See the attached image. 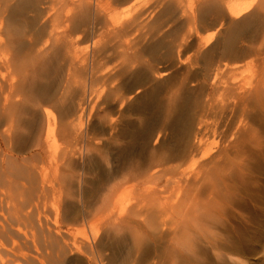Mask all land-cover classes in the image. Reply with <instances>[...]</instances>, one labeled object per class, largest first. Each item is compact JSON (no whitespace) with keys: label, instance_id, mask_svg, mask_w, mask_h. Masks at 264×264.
Wrapping results in <instances>:
<instances>
[{"label":"rangeland","instance_id":"1","mask_svg":"<svg viewBox=\"0 0 264 264\" xmlns=\"http://www.w3.org/2000/svg\"><path fill=\"white\" fill-rule=\"evenodd\" d=\"M257 1L231 0L232 3L243 4V6L251 2L256 4ZM173 2L171 0H131L128 3L111 1L109 10H114L116 14L131 9L136 3H141L140 6L145 4L146 6L154 5V8L149 11L151 14L148 12L144 17V26L140 30L137 29L136 33L132 34L133 36L126 38V40L132 41L137 48L136 52L140 62L133 68L125 69L124 65L128 63H124L123 58L120 60L118 59L120 57L117 58L114 54L113 44L116 41H107V34H104V37L103 33L98 32V29L103 26L108 27L104 18L102 20L103 16L101 14L96 20H92L91 30L87 26L82 27V29H87V34L93 33L91 36L85 37V33L82 31L75 33L76 36H79L77 41L79 42L78 48L80 50L85 51L87 55L89 54L90 58L94 57L92 59L102 60L100 64L107 65L110 61L109 65H107L108 69L111 67L107 71L111 72L109 77L93 85L88 81L85 87L80 86V84L73 86V112L76 114L79 109H77V106L83 101L84 103L86 102L85 105L83 103L85 110L82 114V127L78 131H81L80 133L90 139L92 147L97 146L98 152L97 150H95V153L93 151L95 155L90 152L89 155L93 154L94 156L91 155V160H86V164L79 163L83 167L78 169L79 172H76L72 178L62 180L60 178L61 170L64 171L65 168L60 167L56 173L57 176H60V179L58 178L60 185L56 184L54 196L52 194L46 195L47 197L44 198L45 202H42L45 206L41 204L42 207H40L41 205H35L39 202L38 200H36L38 202L34 200L35 203L33 201L30 202L32 205L30 204L31 207L28 206L26 212H28L27 215H30L31 219L34 218L33 221L35 222L32 221V223L29 220L30 224L29 221L20 220L19 222H24V224H19L24 229V232L32 233L34 231L36 233L37 231L35 230L39 220L37 217L40 218L42 225L46 223L50 228L53 227V223H56L57 220L58 229L65 235L75 234L76 239L70 235L71 238L76 241V245H80V247L82 245L83 247L84 242H86L84 239L85 232L90 234L94 230L84 225L85 223L83 222H81V224L83 223L81 225L77 221L78 216L83 207H86L85 211H89L87 206L90 210L94 208L97 198L101 195L99 193L102 189L105 190L106 187L111 188L108 191L109 193L114 190L120 192L118 196L121 201L123 200L121 204H124L125 207L128 206L127 208H129L133 204L134 206H139L140 203L138 209L142 210L141 212L139 211L137 218L133 216L135 221H141L140 223H133V225L137 226H135L137 229L134 227V230L136 229L139 232V236L145 239V242L142 241V244H138L140 247H135L136 250L133 249L134 247L131 243V233L125 232L128 240L115 239L108 241L104 231L108 225H104L105 222L103 221V226H100L103 227L100 230L101 233L98 234V239L101 241V249L116 264H123L122 261L127 257H130L128 264H264V124L262 125L260 122L253 120L260 111L254 98L249 102V108L244 113L246 121L253 128V136L251 142L244 145L247 136L238 134L240 131L234 127V122L239 115L236 116L237 108L241 106V103L238 102V98L236 101H232L235 98H230V96L235 95H233L235 92L232 90L238 88V84H236V87H232V83L240 82L239 86L245 85L246 89L252 83L262 79V77L264 78L262 76L264 75V44L260 47L261 51L258 55H252L234 66L233 68L236 69L231 74L226 71L225 73L222 69L218 74L217 71L215 73L211 72V63L217 62L213 58L217 55V58L220 56V53L216 55L220 47L218 48V46L214 45H217L224 38V30L228 27L227 18H225L223 24L219 23L215 27L212 17L201 19L198 15L201 0H192V3H189L191 2L190 0L178 1L180 4ZM188 3L190 5L193 4L194 10L196 9V19L191 22L189 20ZM41 6L43 7V5ZM182 6L186 8L182 9ZM61 11L64 12L65 10L60 9L59 12ZM29 15L33 16L34 13ZM100 21L101 23H99ZM100 24L101 26H98ZM38 25L37 29L42 23ZM89 31L91 32L89 33ZM93 39H95L94 42ZM242 44L246 45L247 43L243 42ZM98 46L100 48L103 46L102 50H99ZM211 46L214 47V51L210 52L213 58H210L211 56L207 58L206 56ZM85 53L83 55H86ZM100 56L102 58L105 57V59H100ZM133 58H136L135 54ZM208 60L209 62H207ZM120 64L123 65V70H121ZM113 65L117 67L114 70ZM154 69L163 75L157 73V71V75L155 73L152 74L151 72H154ZM213 69L216 68L213 67ZM112 70L113 72L116 71V73H113L115 74L114 76ZM126 70L127 72H125ZM123 73L122 77L121 74ZM221 74L224 76L222 77ZM232 75L234 76L232 77ZM110 77L114 81L117 79L118 81L114 82ZM235 79L236 81H234ZM110 81H112L111 84ZM242 81L243 83H241ZM116 84L118 85L116 87L120 88L119 90L115 88ZM218 85H220V89ZM228 88L230 92H227L229 91ZM113 89L117 90L116 93L120 102H117L118 97ZM119 92L120 94H118ZM262 96H264V92ZM120 99L123 100L121 101ZM227 103L232 104L227 107ZM53 107V105L48 106L54 112L53 114L56 115V120H58L59 112ZM43 116L42 111L37 114L38 128H41L42 131L46 127L45 117ZM234 117L235 120L233 119ZM57 123L59 126L60 119ZM55 136L56 140H58L56 142L58 144L62 143L61 147L67 144L66 137L62 134L56 133ZM73 140L74 138L71 141L73 142ZM27 143V148L31 153L36 150L29 145V142ZM237 144L239 145L237 147L238 150H236ZM68 145L72 146L70 142ZM240 145L243 146L241 147ZM234 146L235 148H233ZM99 148L101 151H99ZM216 155L219 160H217V169L212 170L210 169L211 166L206 165V168H204L203 162L205 159L207 161ZM75 158L78 157L76 156ZM75 160L80 162L79 159ZM241 163L244 165L243 169ZM74 164L76 163L74 162ZM240 168L242 170H238ZM121 171H123L122 175L124 173V179L120 175ZM128 171H134L133 174L137 171L136 174L139 172V176L135 177ZM51 173L54 174V170ZM181 173L183 176H181ZM111 175L112 177L114 175L117 176H114L116 181L111 179ZM201 175L204 177L203 180L199 184H194L193 178L197 179V176L201 177ZM118 177L120 178L116 179ZM13 178L7 182H12V185H15ZM180 178L181 180L184 179V183ZM60 180L63 181L62 184ZM110 180L115 182L112 183ZM115 183H120L118 184L120 186L113 185ZM176 183H179V186ZM223 183L226 185H223ZM77 184L80 185L78 189ZM25 185L30 187L28 183ZM180 186L181 188H179ZM177 187L179 188L178 190ZM151 189L157 192L154 194V198L149 194L152 192ZM177 191H180V193ZM78 192L81 194L80 196ZM117 192L111 193L112 195L114 194L116 199ZM183 193L184 203L182 204L184 206L181 204L177 207L178 209L184 207V247L175 245L174 248L169 249L167 245H170L171 242H168L167 234L169 229H173L174 225L180 226L178 223H181V216L178 214L173 218L167 216L165 219L169 221L168 225L162 226V228L160 227L154 232L149 228L146 222L148 218L145 217L151 216V219H154L155 216L152 214L159 213L155 203L158 205L161 200H167L161 197L171 198V196L175 195L178 198V195H183ZM150 197L153 198L152 201ZM175 197L172 198L173 201L176 199ZM53 198L56 200H53ZM157 198L161 200L158 201ZM12 199H9L11 203L7 199L8 202L6 204L10 206L7 207L5 204L6 209L3 207V211L0 212V223L3 225L6 223L5 226L8 224L12 225L15 228L12 229L15 231L18 228L15 227V222H18L15 216L17 212L20 213V210L16 206V201ZM83 202L91 206L88 204L85 206ZM141 204L148 207L145 208ZM12 206L13 208L10 209ZM35 206H39L41 209ZM54 206H56V209ZM144 209L145 212H143ZM146 211L149 213H146ZM128 214L132 215L124 212L125 217ZM140 216L143 218H140ZM46 225L44 224L43 226L47 227ZM33 226H36L34 230L32 229L34 228ZM201 229L204 230H202V233ZM151 232L155 233L156 244L154 246L151 243L147 244L145 238V235H150L149 233ZM151 236L153 237V234ZM28 238V240H31V236ZM23 241L19 240L16 243L19 244L16 245L19 247L15 246L17 248L15 249L12 242L2 240L0 249L9 250L10 252L11 248L12 250L14 249L11 255L17 254L19 256L21 253L19 260L16 255V257L11 256L9 259L13 257L11 260L16 261L14 262L15 264H25L22 254L25 251L24 253L27 252L28 255V248L31 249V246H23L26 240L22 243ZM18 249L23 251H18ZM75 254L80 256L78 253Z\"/></svg>","mask_w":264,"mask_h":264},{"label":"bare ground","instance_id":"2","mask_svg":"<svg viewBox=\"0 0 264 264\" xmlns=\"http://www.w3.org/2000/svg\"><path fill=\"white\" fill-rule=\"evenodd\" d=\"M100 1H101V5H100ZM111 1L112 0H0V149H1L0 151V212H2L3 209L6 207L4 206L6 202H8L9 199L11 200L12 198H13L12 200L16 201L17 204L16 206L20 210L19 211L20 213L17 212L15 216L16 217L15 219L18 220V222H15L16 223L15 227H18L15 231L13 230L15 228H13L12 225H9L7 223L8 225L5 226L6 223L5 225L0 223V243L2 240L6 242L10 241L13 243L15 247L16 245H19L16 244L19 240L22 241L24 240L22 243H24L26 240L23 246L29 245L28 247L31 246V249L28 248L29 250L28 255L27 252L24 253L25 251L22 254L23 255L22 257L24 259L23 262L25 264H116L115 262H113V259L111 257L108 258V256L104 253L103 249H101V241H99L98 239V234L101 233L100 230L101 228H103L100 227L103 226L102 223L103 221L105 222L104 225L106 224L108 225V227L107 228L105 227L106 229H104L108 241L109 240L113 241L115 239H123V241L128 240L127 236L125 235V232L128 231L129 233H131L130 236L132 239L131 243L134 247L133 249H135V247L137 248L140 247L138 244H142L143 242H145V239L144 238L142 239L139 236L138 234L139 232H137L136 230L137 226L135 224L133 225L134 222H139V223L141 222V221H135L133 217L136 216L137 218V215L139 216V213L142 211L138 209L140 203L139 206H134L133 204V206L131 205V207L129 208H127L128 206L125 207L124 204L123 205L121 204L123 203V200L121 201L118 196L120 192L118 190H117L118 192L115 191L114 190L115 188L112 189L114 190L112 192L118 193L117 199L116 197H114V194L113 195L111 194L112 192L111 193L108 192L111 190V188L105 187V190L102 189L103 191L101 190V192L99 193V195L100 194L101 195L97 198V202L95 200L96 203L94 204V208L90 210L88 209L87 206V210L89 211H85L86 207H83L80 215L78 216L77 221H79L80 224L81 222H83L85 223L84 225H87L89 226V228L94 230L91 231L90 234H88V232L86 233L84 230L85 232L84 239L86 242H84L85 244L83 247L82 245L81 247L80 245L79 246L76 245V241H73V239L70 236L72 234L65 235L64 233L61 232V230L58 229L57 220L56 223H53L54 224L53 227L50 228V226L48 225L49 226L48 227L46 223L44 224L47 227H44L43 226L44 224L43 225L41 224L40 218L37 217L39 219L37 223V229L35 230L37 232L34 233L33 230L35 229L36 226L35 227L33 226L34 227L32 228L33 230L31 229L33 232L32 233L29 232L32 235L31 234L29 235L28 231L24 232L23 231L24 229H22L19 224V223H21V225L24 224V222H19L20 220H26V221L31 220V222L33 221L34 218L31 219L30 215H27L28 212H26L28 206L31 207L32 205L30 202L32 201L34 202V200L35 201L38 200L39 202L38 201L36 202H38L39 204L36 203L35 205H41V204L44 205L43 203L45 202L44 198L47 197L46 195L52 194L54 196L56 192V184H59L60 178L63 180L75 176L76 172H79L78 169H81L83 167L79 163L84 164L85 161L89 160L91 158V155L95 153V150H97L98 152L97 146L92 147V144L89 141L90 139H88L87 136H85L84 134L80 133L81 131H78L82 127V121H83L82 114L84 113L85 110L84 105L86 102L84 103L83 101L80 103V105H78L79 107L77 106V109L78 108L79 109L76 114L75 112H73L72 110V97L74 94L73 86L75 85L77 86L78 84H80V86L82 85L85 87L88 81L90 84L93 85L94 83L96 82L98 83V81H102V79L109 77L111 72H107V71L110 70L111 67H109L110 69H108L107 65H109L108 63L110 61L107 63V65H104V64H100V61L102 60L99 61V59L97 58L92 59L94 57L90 58L91 56L89 57L88 56L89 54L87 55L85 51L80 50L78 48L79 42L77 41L78 39L77 37L79 36L78 35L76 36L75 33L82 31L85 33V37L89 35L91 36V34L93 33L87 34L88 33L86 32L87 29L84 28L85 29L84 30L82 29V27L87 26L89 30H91L92 20L94 19L96 20V18L101 14L103 16L102 20L104 18V21L108 27L103 26L102 28L98 29L99 30L98 32L103 33V35L107 34L106 36L109 39V40L107 39V41H112V42L116 41L113 44L114 54L116 55L117 58L120 57L118 58L120 60L121 58H123L124 63H128L127 65H124V68L125 69L133 68L136 66V64H138V62H140L136 52L137 50L136 45L133 44L132 41L126 40V38H129V36L131 37V35L132 34L134 35V32L137 31V29L140 30V28L144 26L143 25L145 24L144 17L148 14L151 8H154V5L146 6L145 4L140 6L142 2L136 3L134 6H132L131 9L116 14L114 10L112 9L109 10ZM122 1L128 3L131 0H114V2H122ZM171 1L182 2V0H176V1L171 0ZM190 1L191 2L189 3H192V0ZM232 2L231 0H201L200 8L199 9L197 8L198 15L201 17V19L202 18L206 19L209 17H212L214 19L213 22L215 27L219 23L223 24V22H225V18H227L228 27L225 28L224 30V38L220 40V42L217 45L216 44L214 45V46H218V48L220 47L218 49L219 52L215 51L216 55L220 53L219 58H217L218 55L217 56L215 55L216 56L215 58H213V56L210 55V52L214 49V47L212 46L209 48L207 53L208 55L206 56L207 58L211 56L210 58H213L217 61L211 63L212 66L211 72L213 71L215 73L217 71V74L219 71L222 70L224 72L226 71L227 73L231 74L232 72H234V69H236L233 68L234 66L240 64L241 62H243L252 55H256V54L258 55V53H260L261 51L260 47L263 46L262 44H264V0H258L256 4L253 3L254 2L253 1L251 3H247L248 5H244V6L243 4L240 5L238 3L235 4ZM41 5H43V7ZM183 8L186 7L182 6V9ZM60 9H63L65 11L64 12L61 11L62 12L61 13L59 12ZM188 10L190 12L189 15L190 17L189 16L188 17L191 22L192 20L196 19V14H195L196 9L194 10L193 4L192 5L189 4ZM30 13H34V15L30 16L29 15ZM41 23H42V25H40L41 28L39 27L37 29V25ZM99 23H101V21ZM98 26H101V24ZM90 32L91 31H89V33ZM96 35L98 34L96 33ZM94 41L95 39H93V42ZM202 41H204V39ZM243 42H246L247 44L246 45L242 44ZM98 44L100 43L98 42ZM103 44L105 43L103 42ZM98 47L100 48V46ZM257 47L259 48L257 49ZM102 48H100L99 50H102ZM84 53L86 55H83ZM134 54L136 58H133ZM100 57H99L100 59H105V57L104 58H102V56ZM115 59H114V63H115ZM207 62H209V60ZM114 65L112 66L113 70L116 67V66L114 67ZM122 67L123 65H121V70H123ZM213 67L216 69H213ZM113 70H112V74L114 72L116 73V71L113 72ZM153 71L154 72H151L152 74L155 73L157 75V73H160L158 72V70H156L157 71L156 73L155 69ZM125 72H127V70ZM118 73L119 72H117V74ZM214 73H213V77H214ZM114 75L115 74H113V76ZM122 75H124V73L121 74V76ZM233 76L234 75H232V77ZM110 79L113 80L111 77ZM115 79L117 78L115 77ZM116 81H118V79ZM234 81H236V79ZM263 81L264 78L262 77V79L256 81L255 83H252V85L248 86V88L246 89L244 87L245 85L239 86L240 82L232 83V87H236V84H238L237 85L238 88H234L235 90H232L235 92L233 93V95L234 94L235 95L230 96V98H235V100L232 101H236L238 98L239 100L238 102L241 103V106L237 108L238 111L236 116L238 114L239 115L237 116L236 120H235L236 116L233 118L235 120L234 127H236L238 131H240L238 132V134L240 135L243 134L244 136H247L244 145L249 144L253 136V128H251V125L248 124V121H246L244 113H246V110H248L249 108V102H251V100L254 98H255L254 101H256V106L260 108V111L258 112L259 114L253 120L257 121L258 123L260 122L262 125L264 124V105H263L264 96H262L264 92ZM111 83L112 81H110V84ZM241 83H243V81ZM116 86H118L117 84L115 85V88L119 90L120 88L118 89V87ZM218 86L220 89V85ZM117 90H114V92L116 93ZM227 92H230V89ZM118 94H120V92ZM117 97H118L117 102H120L118 95ZM113 99L115 98L113 97ZM120 100L122 101L123 99ZM225 101L227 100L225 99ZM230 104L227 103V107ZM50 105H53L56 109L54 107L53 108L57 110V112H59L58 114L60 119L59 126L57 123L59 119L56 120L55 117L56 115H54L53 114L54 112L48 108V106L50 107ZM41 111L43 112L44 114L43 117H45L44 120L46 121V127L45 130L43 131L41 130V128H38V124H37L38 121L37 114L40 113ZM56 133L62 134L64 137H66L65 140L67 144L66 145L64 144L65 145L64 147L63 146L61 147L62 143L58 144L56 142L58 141L56 140V136H55ZM71 137L72 139L74 138L73 142L71 141L72 140ZM27 142H29L30 143L29 145H31L33 148L36 149L32 153L27 148L28 145ZM69 142L72 144V146L68 145ZM238 146L239 145L237 144L236 150H238L237 148ZM233 148H235V146ZM99 151H101L100 148ZM90 152H92L93 154L89 155ZM76 156L78 158H75ZM75 159L77 160L79 159L80 162H77ZM217 160H218L217 155L209 158L207 160L208 162L205 159L206 164L204 161L203 167L206 168L205 165L209 167L211 166L210 169L216 170L217 169L216 165L218 164L219 161ZM74 162L77 165L74 164ZM60 167L63 169L65 168L64 171L61 170L62 172L61 177L57 176L56 174L58 172L57 170H59ZM243 168L244 165H242V169ZM242 169L240 168L238 170H242ZM53 170L55 175L51 173ZM122 172L123 171H121L120 174L121 176L124 175V173L122 175ZM128 172L130 173L131 171ZM133 172H131L132 175H134L135 177L139 176V172L138 174H136L137 171H135L136 175L133 174ZM114 176L113 177L112 175L110 176L112 180H115ZM129 176L131 175L129 174ZM181 176H183L182 173ZM199 176H197L198 177L197 179L193 178L194 184H199L203 180L204 178L203 175H201V177ZM12 178L13 181L15 182V185H12V182H7L9 181V179L12 180ZM119 178L120 177L116 179ZM122 178L124 179L125 177L123 176ZM181 181L184 183V179ZM24 182H27L30 185V187H26L27 185L25 184L27 183ZM62 182L63 181H61L60 183L62 184ZM111 182L114 183L113 181ZM187 182L189 183V181ZM118 184L120 183H115L113 185H118ZM178 184L179 183H176L177 186H179ZM182 184L180 185L182 186ZM77 185H78L77 186L78 189L80 185L79 184ZM223 185L226 184L223 183ZM181 186L179 188H181ZM107 187H109V185H107ZM179 188L177 187V190ZM151 190L152 192L150 193L148 192V193L152 195L154 198V194L157 192L156 191L154 192L153 189ZM178 193H180V191ZM80 195L81 194L79 193V196ZM111 195L112 197H110ZM178 196L179 197L177 198L175 197V195H173V197L177 199L176 200L174 198L175 199L174 201L172 199L173 198L172 196L171 198L161 197L163 199H167L166 201L157 198L158 201L161 200L160 204L156 205L155 203V206H157V210L159 211V213L157 214L155 213L154 215L151 212V214L155 216L154 219L153 218L151 219V216L149 215L147 216L150 217V220L149 217H145L148 218V221L146 220V222L148 223L149 228L154 232L157 231L160 227L162 228V226L164 227L165 225H168L169 221L165 219L167 216L169 218H173L176 214L181 216V221H180L181 223H178L180 224V226L177 227L174 225L175 227L173 226V229L170 227L171 229H169V233L167 234L168 242H171L170 245H167L169 249L174 248L175 245L184 247V207L178 209V207L182 203H184V193L183 195L180 194ZM153 198H151L150 200L152 201ZM54 199L55 198H53V200ZM9 202L11 203V201ZM85 202L83 203L86 206L88 203L86 204ZM147 203L149 204V201ZM153 204L152 206H154ZM42 205L40 207H42ZM182 205L184 206V204ZM8 206L10 205L8 204L7 207ZM56 206H54L55 209ZM38 207L39 206H37L36 208ZM144 207L147 208L148 206L146 207L145 205ZM12 208L13 206L10 209ZM124 212L130 213L132 215L128 214L130 217L128 215H126L125 217ZM143 212H145V209ZM146 213L149 212L146 211ZM140 218L143 217L140 216ZM143 220L142 222H144ZM134 227L136 228L135 230ZM202 230L203 229H201V233ZM153 232L149 233L150 235H145L147 244L151 243L152 246L156 244L155 233ZM152 234L153 237L151 236ZM74 235L75 234L72 235L73 238L75 237ZM101 235H105V234H101ZM29 236H31V240H28ZM198 238L200 237L198 236ZM16 239H18V241H16ZM16 247L15 249H17L19 246L17 248ZM168 248L166 247V249ZM13 250L11 248V252H10L9 250L4 251L0 249V264H15L14 262L16 261H12L11 259L16 256H17L16 258L19 260L20 258L19 256L21 255V253L19 256L17 254L11 255L13 254L12 252ZM18 251H23V250L18 249ZM18 251L16 252L19 253ZM75 253H78L80 256L76 255ZM11 256L13 257L9 259ZM129 258L130 257L125 258L122 261L123 264H128ZM20 261H22V259H20Z\"/></svg>","mask_w":264,"mask_h":264}]
</instances>
